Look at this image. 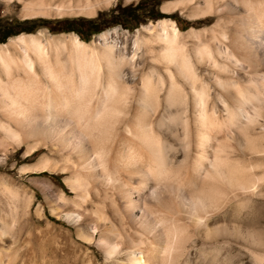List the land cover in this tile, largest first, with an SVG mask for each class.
I'll list each match as a JSON object with an SVG mask.
<instances>
[{
  "label": "bare ground",
  "instance_id": "1",
  "mask_svg": "<svg viewBox=\"0 0 264 264\" xmlns=\"http://www.w3.org/2000/svg\"><path fill=\"white\" fill-rule=\"evenodd\" d=\"M112 1L29 0L23 17H90ZM189 6L191 18L217 22L183 33L159 21L144 44L135 38L131 59L109 32L97 49L75 35L0 45V154L24 145L31 161L46 150L20 172L66 174L72 194L32 180L72 227L41 229L34 192L1 178L0 264L10 253L3 238H18L24 219L53 241L60 258L47 264H264V0L163 11ZM142 48L151 67L139 79Z\"/></svg>",
  "mask_w": 264,
  "mask_h": 264
},
{
  "label": "rangeland",
  "instance_id": "2",
  "mask_svg": "<svg viewBox=\"0 0 264 264\" xmlns=\"http://www.w3.org/2000/svg\"><path fill=\"white\" fill-rule=\"evenodd\" d=\"M27 1L29 0H0V40L5 35H11L5 40V42H0V45H6L10 42V40L21 35L37 36L38 34H42V42H45L49 38L75 35L80 41L87 44L90 48L92 47L91 49H97L99 47L98 44L100 37L103 34L109 32L112 40L117 42L119 46L126 47L127 42L128 47H126V51L128 53L126 51L125 52L128 54V58L131 59L133 56V49L135 47V38L139 37L138 41L142 39L140 42L141 44H144V40L149 39L152 36V33L147 29H153L159 21H174L177 23L180 31L185 33L190 29H209L218 20L217 16L214 15H209L205 18H191L190 14L192 11V6H189L188 8L176 7L171 9L169 13H165L163 11V7L166 5H170L171 3L177 4V2H185L186 0H114L110 6L99 9L94 16L90 17L86 15H72L54 19H26L23 17V3ZM154 16H156L157 19L152 18ZM92 29H99L101 32L97 35L89 37V33L92 31ZM186 42L189 50L192 51L195 41L192 38H189L186 39ZM95 44L97 45L95 46ZM153 47L157 51L160 49V46L157 43L153 45ZM18 53L19 52H15L16 56L20 58V53L19 56ZM138 63L139 64L136 65L138 68H134H136V73L139 72L137 75L140 79L142 75H145L149 72L148 70H150L151 67L149 57L146 56L143 48ZM158 71L161 75H164V71L161 67H158ZM125 73L127 75L129 74L128 76H131V68H126ZM1 137L2 134L0 132V138ZM26 148L27 147L23 145L19 150H17V153L12 152L8 158H4L0 154V184L1 178H6L10 180L11 184L14 186H22L30 194H32V191L34 192L35 199L32 206V212H35L36 208L42 205L46 214V218L38 223L39 228L45 229L48 223L58 228H72L65 221L60 220L51 214V211L45 202L44 194L32 183L33 179H46L53 183L56 191L65 190L69 197H71L72 194L68 190V186L66 184L68 176L63 173H51L48 171L41 174H22L20 170L23 167L37 164L39 160L47 153L46 150H43L35 154L31 161H25ZM261 206H259L258 212L256 214V217L258 218L256 219L259 220V224L261 226H264V206ZM33 220L24 219L22 221V224L19 228L20 232L18 238L15 239L10 235H7L3 238L4 246L10 250V253H8V255L3 258L4 264H47V262L50 260L53 261V258H60L59 254L57 255L53 241L48 239L45 235L37 236L39 234L34 233ZM92 251L100 257L99 262H102V256L99 251L95 247H92ZM235 252L236 250H233L234 254ZM226 254L227 253L224 252L220 257L221 261L226 257ZM207 260H209L207 261V264H209L210 259L207 258ZM247 261L248 260L244 259V262Z\"/></svg>",
  "mask_w": 264,
  "mask_h": 264
},
{
  "label": "trees",
  "instance_id": "3",
  "mask_svg": "<svg viewBox=\"0 0 264 264\" xmlns=\"http://www.w3.org/2000/svg\"><path fill=\"white\" fill-rule=\"evenodd\" d=\"M152 18H155V19H157V17L156 16H154V17H152ZM137 28V27H136ZM101 32V30H99V29H92V31L89 33V37H91V36H93V35H97V34H99ZM9 36H11V35H5L1 40H0V42H5V40L9 37Z\"/></svg>",
  "mask_w": 264,
  "mask_h": 264
}]
</instances>
